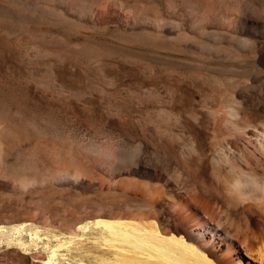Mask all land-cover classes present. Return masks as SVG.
<instances>
[{"label":"rangeland","instance_id":"374dc122","mask_svg":"<svg viewBox=\"0 0 264 264\" xmlns=\"http://www.w3.org/2000/svg\"><path fill=\"white\" fill-rule=\"evenodd\" d=\"M45 1L51 2L0 0V212L17 215L21 212L15 206L27 205L46 238L62 233L66 224L73 226L76 218L91 216L100 202L139 206L143 201L135 195L94 190L88 181L76 188L55 180L42 197L35 192L14 195L6 187L17 171L57 172L88 158L94 164L107 157L114 161L117 148L137 145L147 150V163L159 165L188 192L216 198L221 182L213 166L223 177L229 171L219 160L222 140H231L243 153L244 143L233 140L236 130L212 119L211 109L217 97L225 98L221 90L229 76L214 71H240L248 61L199 56L196 49H154L124 41L123 30L117 33L116 27L41 26L37 11L49 8ZM115 14L106 17L113 21ZM154 52L164 56L163 62L144 60ZM237 82L230 90L244 93L243 83ZM239 104L238 116L263 119L255 105ZM225 108L217 110L218 116ZM188 146L193 149L189 154L184 153ZM245 158L250 160L246 152ZM94 174L104 176L98 168ZM43 206L49 217L44 224L38 217ZM0 264L41 263L0 244Z\"/></svg>","mask_w":264,"mask_h":264},{"label":"bare ground","instance_id":"6f19581e","mask_svg":"<svg viewBox=\"0 0 264 264\" xmlns=\"http://www.w3.org/2000/svg\"><path fill=\"white\" fill-rule=\"evenodd\" d=\"M49 4L37 11L41 26L116 27L124 31L117 30L124 41L154 49H196L199 56L247 60L240 71H214L229 76L220 89L225 98L216 96L211 109L213 121L237 131L233 140L242 139L244 153L231 140H222L219 160L229 165V171L223 177L213 166L221 182L216 198L188 192L159 165L147 163L142 145L117 148L114 161L107 157L94 164L86 157L51 173L19 169L6 185L14 195L35 192L42 197L55 180L76 188L88 181L94 190L135 195L143 203L121 208L100 202L95 213L76 218L73 226L66 224L62 233L51 235L53 239L41 236L27 205L17 204L14 209L21 212L17 215L0 212L1 246L17 247L41 264L66 260L67 264H264V0H51ZM114 12L115 20L107 19ZM147 59L165 58L154 52ZM237 81L243 83L244 93L230 90ZM239 100L255 105L263 119L238 116ZM223 107L220 117L217 110ZM191 150L188 146L184 153ZM97 168L104 176L94 174ZM47 213L45 206L39 210L43 224Z\"/></svg>","mask_w":264,"mask_h":264}]
</instances>
